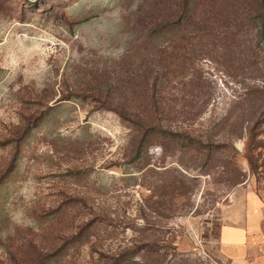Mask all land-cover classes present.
Listing matches in <instances>:
<instances>
[{"label":"rangeland","instance_id":"rangeland-1","mask_svg":"<svg viewBox=\"0 0 264 264\" xmlns=\"http://www.w3.org/2000/svg\"><path fill=\"white\" fill-rule=\"evenodd\" d=\"M179 2L0 0V264H224L230 193L264 198V0Z\"/></svg>","mask_w":264,"mask_h":264},{"label":"crops","instance_id":"crops-1","mask_svg":"<svg viewBox=\"0 0 264 264\" xmlns=\"http://www.w3.org/2000/svg\"><path fill=\"white\" fill-rule=\"evenodd\" d=\"M223 212L219 256L224 264H264V198L241 187Z\"/></svg>","mask_w":264,"mask_h":264},{"label":"clouds","instance_id":"clouds-1","mask_svg":"<svg viewBox=\"0 0 264 264\" xmlns=\"http://www.w3.org/2000/svg\"><path fill=\"white\" fill-rule=\"evenodd\" d=\"M12 220L14 223H18V224L22 223V220H21L19 214L12 216Z\"/></svg>","mask_w":264,"mask_h":264},{"label":"trees","instance_id":"trees-1","mask_svg":"<svg viewBox=\"0 0 264 264\" xmlns=\"http://www.w3.org/2000/svg\"><path fill=\"white\" fill-rule=\"evenodd\" d=\"M179 5L180 6H184V7H186V6H189V0H180V2H179ZM161 32L162 31H164V30H162V29H159ZM159 32V31H158ZM157 32V33H158Z\"/></svg>","mask_w":264,"mask_h":264}]
</instances>
